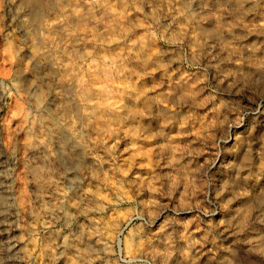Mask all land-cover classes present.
Segmentation results:
<instances>
[{
  "label": "clouds",
  "instance_id": "obj_1",
  "mask_svg": "<svg viewBox=\"0 0 264 264\" xmlns=\"http://www.w3.org/2000/svg\"><path fill=\"white\" fill-rule=\"evenodd\" d=\"M0 264H264V0H0Z\"/></svg>",
  "mask_w": 264,
  "mask_h": 264
}]
</instances>
